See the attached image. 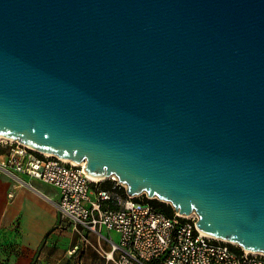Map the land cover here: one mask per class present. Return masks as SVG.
I'll return each instance as SVG.
<instances>
[{
    "label": "water",
    "instance_id": "obj_1",
    "mask_svg": "<svg viewBox=\"0 0 264 264\" xmlns=\"http://www.w3.org/2000/svg\"><path fill=\"white\" fill-rule=\"evenodd\" d=\"M0 136L264 252V0H0Z\"/></svg>",
    "mask_w": 264,
    "mask_h": 264
},
{
    "label": "built area",
    "instance_id": "obj_2",
    "mask_svg": "<svg viewBox=\"0 0 264 264\" xmlns=\"http://www.w3.org/2000/svg\"><path fill=\"white\" fill-rule=\"evenodd\" d=\"M0 168L57 189L59 197L54 203L60 218L70 219L86 231L71 253H79L81 245L89 244L88 233H92L108 245L96 248L112 264H264L263 251L198 230L195 212L183 215L174 210L168 215L150 198L129 195L115 175L93 178L84 162L0 136Z\"/></svg>",
    "mask_w": 264,
    "mask_h": 264
},
{
    "label": "crops",
    "instance_id": "obj_3",
    "mask_svg": "<svg viewBox=\"0 0 264 264\" xmlns=\"http://www.w3.org/2000/svg\"><path fill=\"white\" fill-rule=\"evenodd\" d=\"M40 186L55 188L0 168V264H112L96 248L108 245L92 233L79 253L70 252L86 231L60 218L56 188L50 194Z\"/></svg>",
    "mask_w": 264,
    "mask_h": 264
},
{
    "label": "trees",
    "instance_id": "obj_4",
    "mask_svg": "<svg viewBox=\"0 0 264 264\" xmlns=\"http://www.w3.org/2000/svg\"><path fill=\"white\" fill-rule=\"evenodd\" d=\"M122 192V191H121ZM124 194V192H123ZM150 202L154 205L157 206L159 210L166 212L168 215L172 214L174 209L173 206L170 204H167L165 202L159 201L158 199H151ZM112 206V205H111ZM233 246V245H231Z\"/></svg>",
    "mask_w": 264,
    "mask_h": 264
},
{
    "label": "rangeland",
    "instance_id": "obj_5",
    "mask_svg": "<svg viewBox=\"0 0 264 264\" xmlns=\"http://www.w3.org/2000/svg\"><path fill=\"white\" fill-rule=\"evenodd\" d=\"M103 179H104V180H103L104 182L107 181L106 178H103ZM40 183H41V182H40ZM40 188L43 189V186H40ZM54 189H55V188H53V189L50 188L49 190H48V189H43V190L46 191V192H48V193H50V194H52V193L54 192ZM147 197H148V196H147L146 193H140V195L137 196V198H139V199H140V198H147ZM169 204H170V203H169ZM170 205H171V204H170ZM173 209H174V207H173ZM174 210H175V209H174ZM61 219H62V218H61ZM63 221H64L65 223H67V224H68V223H72V221H71L70 219H63ZM72 224H73V223H72ZM234 243H235V242H234Z\"/></svg>",
    "mask_w": 264,
    "mask_h": 264
},
{
    "label": "bare ground",
    "instance_id": "obj_6",
    "mask_svg": "<svg viewBox=\"0 0 264 264\" xmlns=\"http://www.w3.org/2000/svg\"><path fill=\"white\" fill-rule=\"evenodd\" d=\"M81 162H84V161H81ZM92 177L95 178V179H102V177H104V176H96V177L92 176Z\"/></svg>",
    "mask_w": 264,
    "mask_h": 264
}]
</instances>
